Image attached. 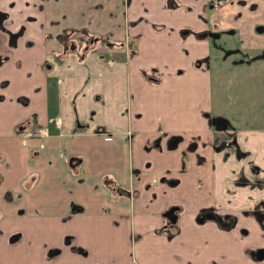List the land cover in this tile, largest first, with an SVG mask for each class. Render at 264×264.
<instances>
[{
	"label": "crops",
	"instance_id": "1",
	"mask_svg": "<svg viewBox=\"0 0 264 264\" xmlns=\"http://www.w3.org/2000/svg\"><path fill=\"white\" fill-rule=\"evenodd\" d=\"M0 57V264H264V0H0Z\"/></svg>",
	"mask_w": 264,
	"mask_h": 264
},
{
	"label": "flooded vegetation",
	"instance_id": "2",
	"mask_svg": "<svg viewBox=\"0 0 264 264\" xmlns=\"http://www.w3.org/2000/svg\"><path fill=\"white\" fill-rule=\"evenodd\" d=\"M207 4L211 5V6H218L220 3H222L224 0H205ZM185 29V30H184ZM188 28H183L181 30L182 33H188ZM72 33V32H71ZM71 33H65V39L63 40L64 41V46L66 47V49L70 52L72 51H78L77 52V55H78V58L80 60H83L85 59L88 51L92 48V46L97 43L99 40V37L98 36H84L85 34H78V35H75V36H70ZM196 35L198 37H205L209 34H214V32H211L210 30H203V31H200V32H195ZM70 36V37H69ZM101 44L103 43L102 41L100 42ZM99 58H103V60L107 57V60H109V62H113L116 57L115 56H112V55H105L104 52H100L99 53ZM1 59L2 57H0V62H1ZM44 66L48 68V66H50L51 68V64L50 62H45L44 63ZM154 69V68H152ZM146 70V69H142V72ZM149 71V70H148ZM151 72V71H150ZM144 74V73H143ZM145 76V75H144ZM2 92H0V97L3 98L5 93L3 92V87L1 86V89H0ZM22 97V96H21ZM20 100V97L19 99ZM21 101H25V98H21ZM76 121L80 122L78 118H76ZM18 128L22 131H26L27 130V134L28 135H31V134H34V131H36L35 129H37V127H34L33 124H32V120L29 118L27 120H25L24 122H21L18 124ZM108 137V136H107ZM180 137H176L174 136V138H171V141H169V145L170 146H174L176 144V142L179 140ZM177 205H175V207L172 208V210H170L169 212V226H174L175 224H177L175 221H177V215L175 213V211H177L179 213V209L176 208ZM213 215L211 216H215V217H218V219L220 220V222L222 223V225H226V220H221V217L219 215H216V212L213 211L212 212ZM205 217L209 216L208 214H204ZM168 218V217H167ZM230 218H234L233 216H230ZM173 224V225H172Z\"/></svg>",
	"mask_w": 264,
	"mask_h": 264
},
{
	"label": "rangeland",
	"instance_id": "3",
	"mask_svg": "<svg viewBox=\"0 0 264 264\" xmlns=\"http://www.w3.org/2000/svg\"><path fill=\"white\" fill-rule=\"evenodd\" d=\"M2 74H3V73H0V76H1ZM3 87H5V86H3ZM252 90H253V88H252ZM252 90H251V91H252ZM10 106H11L14 110H16V112H19V111L23 110V107H21V106L15 104V103H10ZM222 137H223V136H222ZM233 141H234L235 145L237 146L240 155H241V154H246V153H247L245 150H241V148H240V144L235 140V138H234ZM262 202L264 203V200H263ZM175 213H176V215L178 216V212L175 211ZM175 222H176V221H175ZM172 225H173V224H172Z\"/></svg>",
	"mask_w": 264,
	"mask_h": 264
},
{
	"label": "trees",
	"instance_id": "4",
	"mask_svg": "<svg viewBox=\"0 0 264 264\" xmlns=\"http://www.w3.org/2000/svg\"><path fill=\"white\" fill-rule=\"evenodd\" d=\"M143 73H144L145 77H147L148 79H150V80L153 81V82H158V81H160V78H159L158 76L152 75L151 72L148 71V70H144ZM170 210H172V207L170 208ZM170 210H168V211L166 212L167 214H165V215H170V214H169ZM262 257H264V254H263Z\"/></svg>",
	"mask_w": 264,
	"mask_h": 264
},
{
	"label": "built area",
	"instance_id": "5",
	"mask_svg": "<svg viewBox=\"0 0 264 264\" xmlns=\"http://www.w3.org/2000/svg\"><path fill=\"white\" fill-rule=\"evenodd\" d=\"M210 1V0H209Z\"/></svg>",
	"mask_w": 264,
	"mask_h": 264
}]
</instances>
